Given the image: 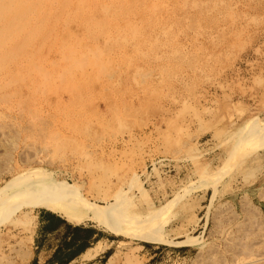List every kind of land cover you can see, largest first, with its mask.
<instances>
[{"label": "rangeland", "instance_id": "1", "mask_svg": "<svg viewBox=\"0 0 264 264\" xmlns=\"http://www.w3.org/2000/svg\"><path fill=\"white\" fill-rule=\"evenodd\" d=\"M101 1L112 9L96 15L104 24L96 45L83 46L88 41L83 33L73 37L80 40V52L88 51L90 63L64 74L60 55L51 54L42 64H13L0 76V187L30 168H42L101 205L119 190L137 205L167 203L162 210L171 219L162 232L172 240L128 241L103 220L74 226L58 217L62 224L41 230L40 214L48 211L33 207L26 215L18 206L0 219V264H52L68 257L65 264H200L202 259L236 264L222 249L220 221H228L231 232L252 224L247 229L259 234L247 239L264 241V144L245 148L244 156L232 154L238 137L253 128L251 121L264 123V0H122L124 10H117L115 0ZM57 8L47 12L52 15L47 27L58 38L68 29ZM99 50L104 67L95 65L93 71ZM49 70L57 75L51 81ZM45 82L51 89L44 95ZM245 196L260 207L248 219L240 209ZM96 242L111 246L90 261L81 260ZM251 259L264 263V255Z\"/></svg>", "mask_w": 264, "mask_h": 264}, {"label": "bare ground", "instance_id": "2", "mask_svg": "<svg viewBox=\"0 0 264 264\" xmlns=\"http://www.w3.org/2000/svg\"><path fill=\"white\" fill-rule=\"evenodd\" d=\"M114 3L116 5L117 10L122 9V7H123L122 0H115ZM56 5H58L56 15H57L58 19H60L67 26V29H68V31H66V35H61L58 38L55 37V36L53 37L52 36V32L53 31L49 30L48 27H47V23L52 18V17H50L51 14H47V12L48 13L52 12L53 11V7L56 6ZM100 5H104V6H100ZM106 5H108V4L102 3L101 0H0V76L4 72L6 74V70H8V67L11 66V65L13 66V64H14V66H21V65H23V63H26V62L33 63V66H34V63L35 64H37V63L38 64H42L44 61H48L50 59V55L51 54H53V55L59 54L60 55V59H59L60 64H58V65L61 66L62 73L68 72V74L69 73L72 74L73 68H77L81 64L85 65L87 63H90L88 61H91L92 59L90 60V58H88V56H87L88 51H87V53H84L82 51L80 52L79 49L77 48V45L79 44L80 40L78 39L77 41H75L73 37H75L74 35L78 36L79 33L80 34L83 33V34H85L84 39L88 40L87 42H85V44H83V46H85L86 43H88L90 45H92V44L96 45V43H97L96 42V38H97V36L101 35V33H103L102 32V28L104 27L103 21L100 20V19H97L96 15L98 13H101L102 15L108 14L111 11V9H112V5H110V6H106ZM148 5H150V4H148ZM153 8H154V6H153ZM123 10H124V7H123ZM243 18H245V17H243ZM70 25H74L73 30H75V31H72V28H69ZM134 26H136V25H134ZM96 29H99L98 32L95 31ZM90 33H92V35H89ZM235 35H236V33H235ZM106 38L108 39V37H106ZM83 41H85V40H83ZM156 41H157V39H156ZM234 41H232V43ZM237 43H240V42H237ZM80 44H81V42H80ZM92 47H94V46H92ZM104 48H108V47L105 45ZM101 54H102V50L97 51L96 54H95V58L98 57V62L96 64H94L92 62L94 64L93 71L95 69H97V67H95V65H99V67H101V69H103V67H104V63L101 61V57L102 58H104V57ZM145 55H146V53H145ZM160 61H161V59H160ZM50 63L53 64L52 62H50ZM128 63H130V62H128ZM128 63H127V65H128ZM139 66H141V65H139ZM35 69H38V67L36 66ZM137 70H138V68H137ZM39 72L41 73V71H39ZM52 72H56V71L55 70H49L48 74H50L52 76V78L48 79L49 81H51V79H53V78H55L57 76L56 74H54ZM45 73H46V71H45ZM36 74L38 75L39 73L37 72ZM48 74L46 73L45 75L47 76ZM134 74H136V72ZM16 75H18V74H16ZM82 75H84V72L82 73ZM146 75H147V73H146ZM21 76H19V77H21ZM69 76H70V79H71V75H69ZM96 76H98V74H96ZM96 76H95V80L97 79ZM49 77L50 76H48V78ZM138 77H140V76H138ZM121 78H122V76H121ZM131 78H132V76H131ZM114 80H116L115 77H114ZM134 81H136V80H134ZM4 82L6 83L7 81H4ZM14 82H15V80H14ZM14 82L12 80V84ZM18 82H20V80ZM60 83H62V82H60ZM10 84H11V82H10ZM42 85H43V87H42L41 90H42L43 94L46 93V91H49L51 89V86L48 85L46 82L42 83L41 86ZM48 94H49V92H48ZM1 100H2V98H1ZM6 102H8V101H6ZM117 102H118V100H117ZM184 102L185 101H183V103ZM4 104H5V101H4ZM21 108L23 109V107H21ZM182 111H183V109H182ZM29 113H27V114H29ZM85 116H87V114ZM194 116H195V114H194ZM19 117H20V115H19ZM53 117H54V115H53ZM82 118H83V116H82ZM50 122H48V124ZM251 122L254 123V124H252L253 128L250 127L251 129L247 132V134L242 133L241 136L238 135L239 137L237 139V143L236 142H235L236 144L234 143L235 147L232 146V147H234L233 152L231 151L233 155L236 156L238 153L240 154L242 152L243 156H244L245 155L244 154L245 153L244 152L245 148L250 151V149L253 150V148L255 149V147H259V146H256V145L264 144V123L258 124L257 122H253V121H251ZM24 123H25V120H24ZM45 123H47V122L44 121V124ZM78 125H80V124H78ZM22 126H24V127H22V129L23 128L25 129V125H22ZM6 128H8V127H6ZM48 128H46V129H48ZM1 129H3V128H2V126L0 124V132L2 131ZM43 129H44V127H43ZM43 129L41 128L42 131H44ZM238 129H241V128H238ZM8 130H9V128H8ZM11 130H12V128H11ZM55 130H57V129H55ZM13 132H15V131H13ZM51 133L52 132L49 133V131H48V134H51ZM233 133H235V132H233ZM58 134H59V132H58ZM46 135L44 137L47 138L48 135L47 136ZM39 136H41V135L39 134ZM57 136H59V135H57ZM52 137H54V136H51V139H53ZM60 138H57V140H59ZM54 139H55V137H54ZM11 143H14V142H11ZM46 143H48V142H46ZM59 143L61 145H65L66 144L62 140H60L58 142V144ZM52 144L53 143H51V146H52ZM24 145H25V143H24ZM12 146H13V144H12ZM46 146L49 147L48 144H46ZM46 146H45V148H46ZM55 148H57V147H55ZM28 149H29V147H28ZM12 150L13 149H11V151ZM3 151H5V150H3ZM45 151H46V149H45ZM51 152H53V151H51ZM87 152H90V151H87ZM46 155L48 156L49 154L47 153ZM52 155H55V154H52ZM80 155L83 158H85V159H83L85 161V166L87 168H89V169L92 168L90 160L88 159L87 155L86 154H80ZM228 155H229V151H228ZM6 157H5V159H6ZM8 158H10V157H8ZM52 159L53 158L51 157V160ZM8 161H9V159H8ZM49 163H51V162H49ZM250 163H253V162H250ZM246 164L247 163H245L244 165H246ZM8 167H10V166H8ZM0 168H2V167H0ZM4 169H6V168H4ZM4 169H3V171H4ZM41 169H34V168L31 169L30 168L29 170L14 176L12 180L10 179V181H7L3 186L0 187V219L4 218V212H8V214L11 215L13 213V211H15L18 206H24L25 207L24 211H22V212H23V214H26V215H28L30 213L31 208L39 207L40 209H44V210H46L48 212H51V213L55 214L56 216L64 219V221L66 223H69L70 225H74V226H81L83 224H86L87 221H90V223H91V221H95V222H97L99 220L106 221L107 223H109L111 225L113 231L116 232L115 234H118V235L122 236L123 238L127 239L128 241L129 240L138 241V242H144V243H148V244H154V243L155 244H164L165 242H167L169 240H172V237L170 239L168 236L164 235L163 232H162V227H163V225H165L164 221H167L168 219H171V218H169V215H167V213H168L167 209L169 208V206L167 208V205H168L167 203H165L167 205H165V204L161 205V207H159V208L153 207L151 205V203L149 202V200L146 201V203L143 202L144 204H142V205H137L136 203L133 202L132 198L128 196V193L126 191L123 192L122 190L121 191L119 190L115 194H114V192H116V191L113 192L114 197L113 196H111V197H113L114 199L112 201H107L105 204L101 205V204L97 203L95 200H91L88 196H86L84 193H82L80 191V189H78L76 184L69 185L66 182L62 181V180H56L51 175L47 174L45 172V170H41ZM244 169H245V167H244ZM241 171H243V170H241ZM247 175H249V174H247ZM213 183H215V182H213ZM132 186L133 185H129L128 188L130 189V188H132ZM139 187H140V185L138 186V189H139ZM214 188H212V189H214ZM177 198H180V197L178 196ZM261 198L264 199V196H261ZM240 202H241L240 209L246 215L247 219H248V216H250L253 213L257 212V209H260V207L255 205L254 202L251 201L248 196H245L243 199L240 200ZM165 206H166L167 209L162 210V208L165 207ZM240 217H241V215H240ZM260 217H262V216H260ZM242 218H243V216H242ZM219 219L220 218H218L217 220H219ZM220 220H222V218ZM230 220H231V218H230ZM230 220H229V222H230ZM233 220H235V218ZM239 220H240V218H239ZM214 221H216V220H214ZM243 221H245V218L243 219ZM243 221H242V223H243ZM246 222H247V220H246ZM217 223H218V221H217ZM226 223H225V225L224 224L222 225V223L220 221V223L217 224V225L219 227H221L220 230H219V233L225 239V244L226 245L222 249L225 248V250H223V251L226 253L227 256H229L232 259L230 261L236 262V264H261L260 263L261 259L252 260L251 257L263 256L264 255V252L263 253L261 252V249L264 248L263 247L264 246V241L263 240L261 241V239L259 241L255 239L256 240V242H255L254 239H247L249 236H251L253 238V235H254V237H256V234L258 233V232H256V227L254 228V230L256 232V234H255L254 232H252L253 229H251V232L249 231V229H247V227H249L252 224H250L249 226H246L247 223L245 225L240 223L241 225L237 224L238 225L237 230H234L236 232H231L229 230V226L228 227L226 226ZM214 225H216V224H214ZM256 226H258V224ZM260 227L258 228L259 231H260V229H262L264 227V225H263L262 228H260ZM260 232L262 233V230ZM263 233H264V228H263ZM261 236H263V235H261ZM243 240H245V241L249 240V242H245ZM110 246H111V243L96 242L92 247H89L86 250L84 249L85 251L81 254L80 258L83 261H90L95 256H97L98 254H100L101 252H103L106 249H108ZM257 248H261V249L258 250ZM255 250H258L260 253H258V255H256L257 253L255 252ZM207 252H210V251H207ZM251 252H254L256 254H252ZM210 253H208V254H210ZM213 255L216 256V253L213 254ZM219 255H217L216 257H218ZM202 257L200 258V260L202 259ZM238 257L243 259V261L244 260H247V261H245L243 263H240L238 260H241V259H239ZM215 260H216V258H215ZM201 261H202L203 264H211V263L214 264V262H213L214 260L213 261L209 260L210 262L209 261L208 262H203V259H202ZM219 261H216V262L218 263ZM197 263H200V261H198ZM202 263H200V264H202ZM222 263L223 262L221 261L220 264H222ZM262 264H264V263H262Z\"/></svg>", "mask_w": 264, "mask_h": 264}, {"label": "trees", "instance_id": "3", "mask_svg": "<svg viewBox=\"0 0 264 264\" xmlns=\"http://www.w3.org/2000/svg\"><path fill=\"white\" fill-rule=\"evenodd\" d=\"M40 224H41V230L47 229V227L49 226V224H62V221L60 220V218H58V216H55L54 214H51L49 212L46 213H41L40 214ZM47 223V224H46ZM72 259V257H68V258H63V259H57V260H53L51 261L52 264H65L67 262H69ZM33 264H36V262L34 261Z\"/></svg>", "mask_w": 264, "mask_h": 264}]
</instances>
